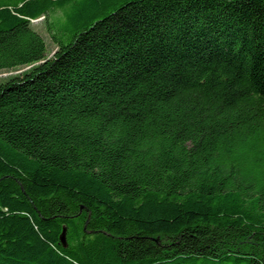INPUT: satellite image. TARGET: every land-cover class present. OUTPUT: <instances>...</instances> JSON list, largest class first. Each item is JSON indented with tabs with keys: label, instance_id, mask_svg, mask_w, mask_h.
<instances>
[{
	"label": "trees",
	"instance_id": "16d2710c",
	"mask_svg": "<svg viewBox=\"0 0 264 264\" xmlns=\"http://www.w3.org/2000/svg\"><path fill=\"white\" fill-rule=\"evenodd\" d=\"M21 66L0 264H264V0H0Z\"/></svg>",
	"mask_w": 264,
	"mask_h": 264
},
{
	"label": "rangeland",
	"instance_id": "374dc122",
	"mask_svg": "<svg viewBox=\"0 0 264 264\" xmlns=\"http://www.w3.org/2000/svg\"><path fill=\"white\" fill-rule=\"evenodd\" d=\"M33 27L44 37L45 41H46V46H47V53H49L50 55H52L53 51L56 49V45L53 42V40L51 39L46 26H45V21L43 18H40L38 20H34L33 22ZM30 67H16V68H12V69H3L0 70V83L6 81L8 78L14 76V75H18L24 71H26L27 69H29Z\"/></svg>",
	"mask_w": 264,
	"mask_h": 264
},
{
	"label": "water",
	"instance_id": "95a60500",
	"mask_svg": "<svg viewBox=\"0 0 264 264\" xmlns=\"http://www.w3.org/2000/svg\"><path fill=\"white\" fill-rule=\"evenodd\" d=\"M60 240L64 246H66V228L63 229V232L60 235Z\"/></svg>",
	"mask_w": 264,
	"mask_h": 264
}]
</instances>
